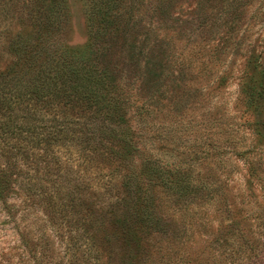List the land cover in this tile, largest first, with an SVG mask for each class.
Masks as SVG:
<instances>
[{
    "label": "trees",
    "instance_id": "1",
    "mask_svg": "<svg viewBox=\"0 0 264 264\" xmlns=\"http://www.w3.org/2000/svg\"><path fill=\"white\" fill-rule=\"evenodd\" d=\"M247 1L215 0L216 17L228 33ZM159 2L155 12L167 17L173 0ZM140 5L142 0H90L89 41L78 49L63 41L66 0H0V43L7 56L0 67V156L13 158L8 168L0 170V199H7L19 177L22 181V165H28L32 172H25L26 192L40 180L57 187L77 181L61 208L53 196L44 198L52 223L59 213L63 217L71 211L82 213L66 220L70 234L61 254L54 253L48 238L44 244L31 245L20 233L27 258L33 264H145L161 249L157 240L174 222L175 213L168 215L164 205L181 212L210 203L220 218L213 241L227 243L224 258L187 252L181 264H264L259 256L264 243L246 229L255 226L264 231V69L240 86L243 128H238L237 136L227 134L223 142L228 148L238 143L231 154L259 186V195L245 186L239 190V204L249 206L244 210L231 199L227 180L212 177L223 160L215 165L210 161L184 165L144 139L141 122L156 112L160 85L157 63L146 58L151 40H136L152 30L145 25L139 30ZM199 25L201 33L208 31L206 22ZM188 32L186 37H191V29ZM195 46L200 52L205 44ZM215 54H209L210 62ZM176 62L183 65L186 60L178 56ZM171 64L172 60L168 69ZM62 163L80 167L82 175L51 174ZM92 187L90 202L87 192ZM171 235L165 240L166 249L174 245ZM260 238L264 240L263 233ZM163 253L157 256L159 263Z\"/></svg>",
    "mask_w": 264,
    "mask_h": 264
},
{
    "label": "rangeland",
    "instance_id": "2",
    "mask_svg": "<svg viewBox=\"0 0 264 264\" xmlns=\"http://www.w3.org/2000/svg\"><path fill=\"white\" fill-rule=\"evenodd\" d=\"M170 3L167 17L155 12L160 7L159 0H142L137 11L141 18L140 32L144 25L152 30L148 35L136 36V40H151V54L146 58L157 63L155 71L160 85L154 103L156 112L141 122L143 137L170 160L184 165L197 166L209 161L215 165L220 159L223 160L221 167L214 170L216 176L212 177L227 180L235 206H244L243 209L247 210L249 206L239 204L238 192L245 186V189L251 188L259 195V186L248 179L241 162L231 154L238 143L228 148L223 142L227 134L237 136L238 128H243L245 114L239 102L240 86L249 82L252 74L264 69V0H248L242 8L240 20L230 33L222 19L216 17L215 0H173ZM89 4L90 0H66L63 41L69 48L82 49L89 41ZM203 22H206L205 29L208 31L201 33L199 24ZM189 29L192 31L191 37H186ZM128 34L133 36L131 31ZM196 44H205V47L198 52ZM213 51L216 54L210 62L209 54ZM178 56L185 58V64H174ZM170 60L171 66L174 65L169 70ZM6 61L7 56L0 43V67ZM262 113L264 116V107ZM228 157L230 162H225L226 166L224 160ZM12 162L13 158L0 156V170L8 168ZM76 169L80 171L75 172ZM22 171V181L19 177L7 199H0V264H33L27 258L28 252L20 241V233L29 238L31 245L36 242L44 244L48 238L54 253L61 254L70 234L66 220L82 216V213L75 214L72 211L67 213V217L59 213L52 223L44 199L53 196L61 208L60 202L67 200V192L72 186L75 188L77 181L57 187L58 184L54 185L51 181L40 180L31 192H26L23 186L29 175H25V172L31 174L32 170L28 165H22ZM72 171L74 174H71ZM58 173H69L76 177L82 175L80 167L69 168L64 163L53 167L51 174ZM39 193L44 196L41 197ZM94 194L95 189L89 188L87 197L90 202L94 200ZM256 198L261 201L259 196ZM195 208L194 211L185 209L176 212L169 203L163 206L168 215L175 213L171 215L174 222L168 226L165 237L157 240L156 247L161 245V249L145 264H162L164 260L181 264L187 252L200 253L202 257L224 258L223 246L227 243L224 240L213 241L220 220L218 214L210 203ZM201 216L207 217L209 221L200 220ZM247 228L256 233L260 243H264L260 238L261 233L264 236V231L260 227ZM169 232L174 245L166 249L165 240L169 239ZM259 249V256L264 263V246ZM162 252L163 258L159 263L156 259ZM168 255L170 257L166 259ZM239 262L244 263L241 260Z\"/></svg>",
    "mask_w": 264,
    "mask_h": 264
}]
</instances>
